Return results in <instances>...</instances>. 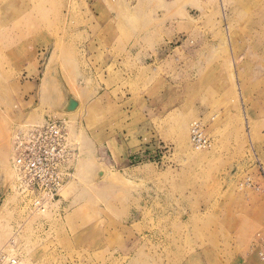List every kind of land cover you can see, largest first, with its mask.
I'll list each match as a JSON object with an SVG mask.
<instances>
[{"label":"rangeland","instance_id":"374dc122","mask_svg":"<svg viewBox=\"0 0 264 264\" xmlns=\"http://www.w3.org/2000/svg\"><path fill=\"white\" fill-rule=\"evenodd\" d=\"M46 116L80 164L36 215L10 191L11 137ZM0 253L264 264V0H0Z\"/></svg>","mask_w":264,"mask_h":264},{"label":"built area","instance_id":"2783aa9c","mask_svg":"<svg viewBox=\"0 0 264 264\" xmlns=\"http://www.w3.org/2000/svg\"><path fill=\"white\" fill-rule=\"evenodd\" d=\"M189 133L194 149L210 146L201 121H193ZM79 158L80 151L68 120L46 116L39 124L17 125L11 137L10 191L31 213L45 214L61 199L63 188L73 179ZM0 264L22 263L16 256L0 253Z\"/></svg>","mask_w":264,"mask_h":264},{"label":"crops","instance_id":"0c3cea01","mask_svg":"<svg viewBox=\"0 0 264 264\" xmlns=\"http://www.w3.org/2000/svg\"><path fill=\"white\" fill-rule=\"evenodd\" d=\"M137 3H138V1H137V2L135 1V2H134V4H137ZM144 4H145V3H144ZM121 51H125V49H121ZM90 148H91V147H90ZM90 148H89V149H90ZM86 149H87V148H85V153H86ZM90 151H91V153L93 152L92 149H90ZM87 152H88V151H87ZM81 160H82V159H81ZM79 164H80V162H77V165H76V167H75V172H74V175H73V179H74V176H75L76 172L78 171L77 168L79 167V166H78ZM73 179H72L71 181H73ZM71 181H70V182H71ZM60 201H61V204H65V202H66L65 199H64L63 197H61V199L59 200V202H60ZM62 211H63V209L61 208V209L59 210V212H62Z\"/></svg>","mask_w":264,"mask_h":264},{"label":"water","instance_id":"95a60500","mask_svg":"<svg viewBox=\"0 0 264 264\" xmlns=\"http://www.w3.org/2000/svg\"><path fill=\"white\" fill-rule=\"evenodd\" d=\"M76 107H77V103L74 100H69L67 103L66 110L73 111L74 109H76Z\"/></svg>","mask_w":264,"mask_h":264}]
</instances>
